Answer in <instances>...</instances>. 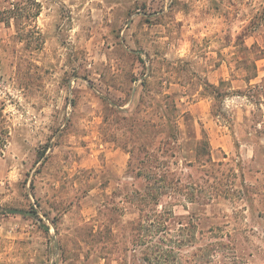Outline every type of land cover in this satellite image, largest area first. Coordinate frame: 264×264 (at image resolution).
Returning <instances> with one entry per match:
<instances>
[{
	"label": "rangeland",
	"instance_id": "obj_1",
	"mask_svg": "<svg viewBox=\"0 0 264 264\" xmlns=\"http://www.w3.org/2000/svg\"><path fill=\"white\" fill-rule=\"evenodd\" d=\"M7 10L0 264H264V0H0ZM163 95L181 112L176 150L163 148ZM146 141L221 193L153 196L132 162Z\"/></svg>",
	"mask_w": 264,
	"mask_h": 264
},
{
	"label": "trees",
	"instance_id": "obj_2",
	"mask_svg": "<svg viewBox=\"0 0 264 264\" xmlns=\"http://www.w3.org/2000/svg\"><path fill=\"white\" fill-rule=\"evenodd\" d=\"M20 2H16L13 4V8L15 6L19 7ZM15 15V10H7V11H0V23L5 22L8 20V17L11 19V16ZM12 16V18H13ZM36 16V15H35ZM163 102H165V109L159 114H161V119L164 117L166 119L167 124V132L164 137L163 141V148H169L171 150L178 149L177 143L178 135H179V128H178V119L181 117V112L178 109L176 103L172 102V96L171 95H163ZM138 121H141L142 128L144 127L145 130L147 128L154 129L157 127L156 124L148 125L144 119L141 118ZM149 142V141H148ZM144 142L142 144V148L139 150V155H133L132 162L136 163L140 169V175L145 176L150 185H152L155 189V193H153V196L160 195L164 196L166 194L171 193L174 195H184L187 198L191 200L196 199H212L215 198L221 191H218L217 186H211L208 181L202 182L201 180L194 181L193 176L191 174H188L187 178L189 182H186L185 178L183 177H177V175L169 169V164L167 163V160H176V152L172 153L171 155H168V150L165 152L162 150L161 153H164V155L156 156V155H150L149 149L151 148L153 143ZM204 143V142H201ZM206 147H208V144H205ZM180 148V147H179ZM185 160H187V157H184ZM163 160V161H161ZM149 164V167L147 166ZM214 163L212 160L205 161L204 165H208ZM196 165L191 163V160L187 163V167L193 168ZM216 181V179H214ZM161 191V193L159 192ZM169 192V193H168ZM224 194H229L228 191H223ZM260 195V194H259Z\"/></svg>",
	"mask_w": 264,
	"mask_h": 264
},
{
	"label": "crops",
	"instance_id": "obj_3",
	"mask_svg": "<svg viewBox=\"0 0 264 264\" xmlns=\"http://www.w3.org/2000/svg\"><path fill=\"white\" fill-rule=\"evenodd\" d=\"M9 168H10L9 166L0 162V177H2L3 175H6L8 173Z\"/></svg>",
	"mask_w": 264,
	"mask_h": 264
},
{
	"label": "water",
	"instance_id": "obj_4",
	"mask_svg": "<svg viewBox=\"0 0 264 264\" xmlns=\"http://www.w3.org/2000/svg\"><path fill=\"white\" fill-rule=\"evenodd\" d=\"M12 213H18L17 211H12Z\"/></svg>",
	"mask_w": 264,
	"mask_h": 264
}]
</instances>
